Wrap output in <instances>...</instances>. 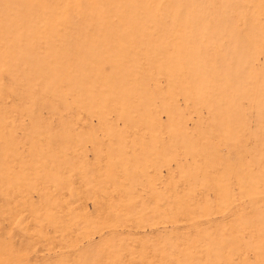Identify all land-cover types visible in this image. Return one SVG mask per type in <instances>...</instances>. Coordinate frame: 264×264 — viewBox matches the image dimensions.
<instances>
[{"label":"rangeland","instance_id":"rangeland-1","mask_svg":"<svg viewBox=\"0 0 264 264\" xmlns=\"http://www.w3.org/2000/svg\"><path fill=\"white\" fill-rule=\"evenodd\" d=\"M0 264H264V0H0Z\"/></svg>","mask_w":264,"mask_h":264}]
</instances>
